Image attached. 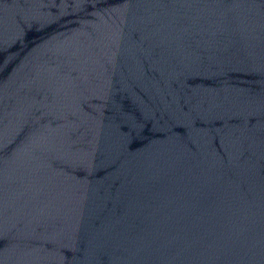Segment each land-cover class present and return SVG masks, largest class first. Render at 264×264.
I'll list each match as a JSON object with an SVG mask.
<instances>
[{
    "label": "water",
    "instance_id": "1",
    "mask_svg": "<svg viewBox=\"0 0 264 264\" xmlns=\"http://www.w3.org/2000/svg\"><path fill=\"white\" fill-rule=\"evenodd\" d=\"M0 264H264V0H0Z\"/></svg>",
    "mask_w": 264,
    "mask_h": 264
}]
</instances>
